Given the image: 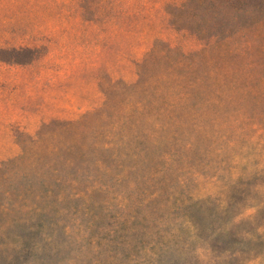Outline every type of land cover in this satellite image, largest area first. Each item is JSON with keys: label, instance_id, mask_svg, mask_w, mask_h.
I'll return each mask as SVG.
<instances>
[{"label": "rangeland", "instance_id": "374dc122", "mask_svg": "<svg viewBox=\"0 0 264 264\" xmlns=\"http://www.w3.org/2000/svg\"><path fill=\"white\" fill-rule=\"evenodd\" d=\"M236 6L0 0V264H264V4Z\"/></svg>", "mask_w": 264, "mask_h": 264}, {"label": "trees", "instance_id": "16d2710c", "mask_svg": "<svg viewBox=\"0 0 264 264\" xmlns=\"http://www.w3.org/2000/svg\"><path fill=\"white\" fill-rule=\"evenodd\" d=\"M185 1L188 2V0H185ZM202 1L206 2L210 7H215L219 10H221L223 7H225L228 4H236L237 8L243 7L246 4L257 6V8H259L262 4H264L263 0H202ZM214 16L215 18H217V15H214ZM215 18H214L212 27L211 28L209 27V34H208L210 35L209 38L215 37L218 35L220 36V34H218L219 32H222L221 36L226 33L223 27L224 25L221 23L223 18L222 17L218 18V21L215 20Z\"/></svg>", "mask_w": 264, "mask_h": 264}]
</instances>
